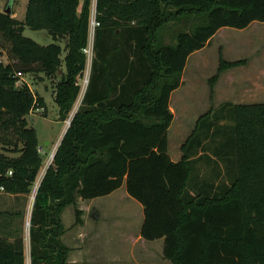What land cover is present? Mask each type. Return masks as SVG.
<instances>
[{"label":"trees","instance_id":"16d2710c","mask_svg":"<svg viewBox=\"0 0 264 264\" xmlns=\"http://www.w3.org/2000/svg\"><path fill=\"white\" fill-rule=\"evenodd\" d=\"M93 8V0H28L24 20L0 11L7 46V63L0 60V193L18 197L37 187L31 264H70L64 211L73 206L81 225L80 200L124 184L143 207L141 236L163 239L165 258L264 264V104L227 102L202 115L179 161L168 138L171 95L189 57L222 28L264 22V0H97L90 83L41 177L44 157L28 116H46L47 106L27 82L17 85V73L59 78L55 101L66 121L86 73ZM26 28L45 30L54 42L41 45L24 35ZM244 64L221 56L211 87ZM14 217L24 215L0 212V264H28L22 230L9 228Z\"/></svg>","mask_w":264,"mask_h":264},{"label":"rangeland","instance_id":"374dc122","mask_svg":"<svg viewBox=\"0 0 264 264\" xmlns=\"http://www.w3.org/2000/svg\"><path fill=\"white\" fill-rule=\"evenodd\" d=\"M27 4L28 0H0V11L4 12L8 6H12V12H14L13 17L24 20ZM94 14L95 12L92 11L90 39H94L95 29L97 27V25L94 26L92 24ZM225 29L226 32L224 30L225 33L222 32L219 34L213 45L200 50V54L191 55L187 62V70H184L185 81L183 86H180L172 94L171 103L177 113V117L168 132L169 154L173 160L182 158L184 154L183 147L193 134L198 119L209 110H215L222 105V98L226 92L225 83L222 85L221 82L219 86L220 91H223L221 96L217 93L218 90L216 88L220 78L215 83V86L211 87V80L218 73L220 57L235 59L236 51L241 50L243 53L244 51L248 52L250 50V54H247L248 58L244 59L245 64L242 66L247 68L252 67L253 69L261 66L264 67V59L253 58V55H256V53L252 54L253 47L250 48L254 44V41L259 38L260 34L258 32L262 31L263 28L259 29V25H254L247 31L233 28ZM24 35L32 38L41 45H48L54 42L45 30H31L26 28ZM242 37L245 38L242 39ZM59 44L63 48L65 47L64 42L60 41ZM222 47L224 48L222 49ZM65 55L66 53L64 52L61 56L62 60ZM0 60L7 63V46L1 42V39ZM93 60L90 64H87L86 68V75L89 77L88 82L85 83V79L81 82L82 89L80 96L74 105L73 112L66 121L60 120L58 105L55 101L57 93L56 85L59 82V78H49L42 72L38 74H24V78L30 88L35 94L44 97L47 106L46 116L42 115V111H36L28 116L30 126L36 130L38 142L44 150L42 152L44 168L41 177L53 162L54 155L70 126L67 122L69 119H73L82 104L84 94L90 83ZM62 70L61 73L65 72L64 64ZM227 96L230 97L228 94ZM206 144L212 146V141L206 140ZM211 153L212 150L210 149L208 154ZM201 166L204 168V164H201ZM36 192L37 187H34L30 195H20L18 197L3 193V191L0 193V212H22L24 215V218L14 217L9 228L12 231L14 229L22 230V235L26 240L28 264H31L29 242L30 217ZM126 194L127 190L124 184L117 193L112 194L113 196L104 197L106 199L98 198L96 201H93L94 203L80 200L78 208L82 210L83 224L81 225H76V215L73 206L68 207L64 211L63 218L67 228L65 242L72 249L69 256L70 264H178L174 260L164 257L158 243H153L150 246L135 244V249H130L129 247L131 245L124 244L125 242L121 241L122 238L126 237L124 236V231L128 229L131 231L138 230L136 223L137 217H128L127 212L137 215L141 207V204L133 198L129 197L130 199H128ZM104 209L115 215V218L114 216L112 218L118 224L119 241L122 243H120L117 250H107L104 248L106 245L101 244L103 240L100 236L103 230H101L100 225H93V214L95 212H99L100 214ZM87 219V222H92L90 227L85 222ZM96 219L99 223L101 222L100 217ZM106 221H110V219L106 218ZM0 222H3V218H0ZM128 224H130L129 227L131 228L127 227ZM87 229H90L89 234H87Z\"/></svg>","mask_w":264,"mask_h":264},{"label":"crops","instance_id":"0c3cea01","mask_svg":"<svg viewBox=\"0 0 264 264\" xmlns=\"http://www.w3.org/2000/svg\"><path fill=\"white\" fill-rule=\"evenodd\" d=\"M254 25H259V29L263 28V30L258 32V34H260L259 38L254 41L253 45L250 46V48L253 47L252 48L253 50L251 51V53L252 54L256 53V55H253L254 56L253 58H255V59L256 58L257 59L258 58L264 59V22H254L248 28L242 29V30L243 31L250 30ZM224 30L226 32L225 28L220 29L212 37V39L210 40V42L207 44L206 47H210L211 45H213L215 39L218 37L219 34L224 32ZM243 38H245V37H242V39ZM223 48L224 47H222V49ZM220 50H221V48H220ZM235 53H237L235 55V59H226L225 57H223V58L228 62L241 61V60L248 58L247 54H250V50L248 52L244 51L243 53L241 50H238ZM193 54H200V50L196 51ZM219 66H220V59H219ZM185 69L187 70V65H186ZM184 79L185 78H184V73H183L181 86H183V83L185 81ZM221 82H222V85H224V83H225V88H226V92L223 95L224 97L222 98L223 99L222 104L227 103V102L232 103L234 105L264 104V67L263 66L256 68V69L255 68L253 69L252 67L247 68L244 66H238V67H233V68H230V69L224 71L222 73V75L220 76L218 84L216 85V88L218 90L217 93L220 96H221V93L223 92V91H220V87H219ZM175 91H173V93ZM227 94L230 97H228V96L226 97ZM171 97H172V95H171ZM170 109L174 114V120H175L177 117V113H176V111H175V109L171 103V100H170ZM58 110H59V108H58ZM174 120H173V122H174ZM41 151L43 152L44 150L41 148ZM179 160H181V159H174V161H179ZM118 191L119 190L113 192L112 194L114 195ZM112 194L104 196V197L107 198V197L111 196ZM126 195H127L128 199L132 198L128 195V193ZM104 197H99V198L106 199ZM96 199H98V198H96ZM96 199H93L90 201L93 202V201H96ZM127 215H128V217H131V218L137 217L136 223L138 226V230L135 229V231H131L130 229H128V230L124 231V236H126V237L122 238L121 241L125 242L124 244L131 245V247H129L130 249H135V247H134L135 244L136 245L142 244L144 246H150L153 243H158L160 245V251L163 253V249H164V240L163 239H159L156 241H148L141 236V228H142V224L144 221V212H143L142 205L140 207V212L137 215H135V214L133 215V213H131V212H127ZM93 216H94L93 217L94 218L93 225L98 224L96 226L100 225L102 228L101 230H103L102 235L100 234V236L103 240V242L101 244L106 245V246H104V248L107 250H117L119 248L120 243H122V242L119 241L120 239H119L118 230H117L118 224L115 221H113V218H112V216H114V218H115V215L112 212L105 211V209H104V211L102 210L100 212V214H99V212H95L93 214ZM97 217L98 218L100 217V221H101L100 223L96 219ZM106 218H109L110 221H106ZM63 221H64V218H63ZM87 221H88V219L85 220V222H86L87 226L90 227L92 222L91 221L87 222ZM64 224H65V222H64ZM129 226H130V224H128L127 227L131 228ZM89 233H90V229H87V234H89ZM65 236H66V234L64 235L63 240H64V243L66 244Z\"/></svg>","mask_w":264,"mask_h":264},{"label":"built area","instance_id":"2783aa9c","mask_svg":"<svg viewBox=\"0 0 264 264\" xmlns=\"http://www.w3.org/2000/svg\"><path fill=\"white\" fill-rule=\"evenodd\" d=\"M81 1H83V0H81ZM96 1L97 0H93V12H95V14L93 15V21H92V24L94 25V26H96V25H99L98 23H97V21H96V10H95V8H96ZM83 52H84V54L86 55V57H87V64H90L91 62H92V60H93V57H94V39H90V41H89V44H88V46L86 47V48H84V50H83ZM88 73H89V71H88ZM87 73V74H88ZM17 76L18 77H20V81L17 83V85L18 86H21L22 85V81H25V82H27L26 80H25V78H24V75L21 73V72H19V73H17ZM85 76H86V78L84 77V79H85V83H87L88 81V75H86V73H85ZM83 79V80H84ZM82 80V81H83ZM81 81V82H82ZM28 83V82H27ZM82 86V85H81ZM71 119H69V121L67 122L69 125H70V123H71Z\"/></svg>","mask_w":264,"mask_h":264},{"label":"water","instance_id":"95a60500","mask_svg":"<svg viewBox=\"0 0 264 264\" xmlns=\"http://www.w3.org/2000/svg\"><path fill=\"white\" fill-rule=\"evenodd\" d=\"M6 14H12V6H8L6 10L4 11ZM71 124V123H70Z\"/></svg>","mask_w":264,"mask_h":264}]
</instances>
